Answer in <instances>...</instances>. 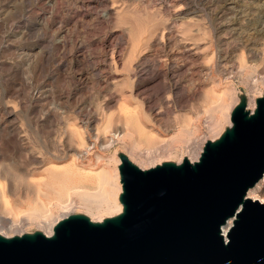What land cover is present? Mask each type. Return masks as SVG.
Returning <instances> with one entry per match:
<instances>
[{
  "label": "rangeland",
  "instance_id": "374dc122",
  "mask_svg": "<svg viewBox=\"0 0 264 264\" xmlns=\"http://www.w3.org/2000/svg\"><path fill=\"white\" fill-rule=\"evenodd\" d=\"M170 32L202 39L206 51L186 59L182 44L170 46ZM263 45L264 0H0L1 215L19 221L43 205L54 221L85 216L79 188L60 194L68 209L54 210L65 178L93 192L103 171L121 183L114 175L121 156L142 170L164 163V155L190 157L230 127L235 106L244 102L251 112L264 98L224 59L234 52L241 60V50ZM170 50L179 56L170 60ZM248 61L264 75V56ZM84 171L87 179L78 181ZM91 209L93 218L110 211ZM25 222L0 232L44 229Z\"/></svg>",
  "mask_w": 264,
  "mask_h": 264
},
{
  "label": "water",
  "instance_id": "95a60500",
  "mask_svg": "<svg viewBox=\"0 0 264 264\" xmlns=\"http://www.w3.org/2000/svg\"><path fill=\"white\" fill-rule=\"evenodd\" d=\"M230 123L194 163L142 170L121 156L119 215L0 235V264H264V203L246 198L264 174V98L235 106Z\"/></svg>",
  "mask_w": 264,
  "mask_h": 264
},
{
  "label": "bare ground",
  "instance_id": "6f19581e",
  "mask_svg": "<svg viewBox=\"0 0 264 264\" xmlns=\"http://www.w3.org/2000/svg\"><path fill=\"white\" fill-rule=\"evenodd\" d=\"M97 2V1H96ZM165 2V1H164ZM111 3V2H110ZM109 3V4H110ZM169 3V2H168ZM113 4V3H112ZM116 4V3H115ZM103 5V4H102ZM108 5V4H107ZM179 6H177V8H178ZM120 8V7H119ZM109 9H111V11L112 12H114L113 10H115L114 8H109ZM169 9V8H168ZM188 9V8H187ZM118 9H116L115 11H117ZM166 10V9H165ZM180 10V9H179ZM119 11V10H118ZM190 13V12H189ZM118 15V14H117ZM183 15V14H182ZM181 15V16H182ZM178 16V15H177ZM170 17V16H169ZM173 17V16H172ZM175 17V16H174ZM176 19V20H175ZM174 20H175V22L174 23H176V22H178V21H180V23H181V26H183V25H195V22L193 21V20H189V19H184V18H178V17H176ZM178 24V23H177ZM172 25V24H171ZM181 26H179V27H181ZM174 28V27H173ZM169 30V29H168ZM199 31V30H198ZM183 32V31H182ZM182 32H181V34H182ZM185 34V33H184ZM180 36H182V35H180ZM184 36V35H183ZM162 38L160 37L159 38V40H161ZM183 40V39H182ZM181 40V38L180 37H178V35H177V33H175V32H170L169 33V35H168V41H169V43L171 44L170 46L173 48V47H176L177 45H179V44H182V51H181V55L182 56H184L186 59H188V60H191V61H196V60H198L199 58H200V56L206 51V47L204 46L205 45V43L206 42H204V41H202V39L200 40V39H192V41H182ZM162 41V40H161ZM156 42V41H155ZM163 42V41H162ZM161 42V43H162ZM245 42V41H244ZM243 42V43H244ZM204 46V47H203ZM264 46V45H263ZM167 48V47H166ZM111 49H113V48H111ZM180 49V48H179ZM178 49V50H179ZM114 50V49H113ZM176 50V49H175ZM181 50V49H180ZM231 51V50H230ZM246 51L248 52L246 55H244L243 53H242V50H241V52H240V55L238 54V56H240V58H241V60H239V57L237 58L239 61H241V62H239L238 63V60L237 61H235L234 60V58H236L234 55H233V53H231V54H229V53H225L224 54V59H228V61H230V73H241V74H243V73H245V75H246V78H247V80H248V83H252L251 85H252V88L254 89V91L258 94V95H261V94H263V92H264V75H261L258 71H257V68H255L254 66H253V64H250L249 63V61H248V59L250 60V58L251 57H258V58H262V56H264V47H261V48H258V47H251V48H246ZM110 52H112V51H110ZM117 52V51H116ZM175 52V51H174ZM173 52V50H170V54H169V59L170 60H174L177 56H179V54H177V53H174ZM229 52V51H228ZM112 54V53H111ZM119 54V53H118ZM236 54V53H235ZM236 54V55H237ZM223 55V54H222ZM251 56V57H250ZM109 57L111 58V55H109ZM167 57V56H166ZM113 58V57H112ZM115 58H117V57H115ZM145 59V58H144ZM165 59V58H164ZM186 59H185V61H186ZM245 59H246V61H245ZM113 60V59H112ZM204 61H205V59H204ZM244 61H245V63H244ZM189 62V61H188ZM197 63V62H196ZM182 64V63H181ZM180 65V64H179ZM229 66V65H228ZM189 67V66H188ZM199 72V71H198ZM201 74H203V72L201 73ZM230 75V74H229ZM236 75V74H235ZM227 76H225V78H226ZM259 83V84H258ZM256 94V95H257ZM221 95H222V93H221ZM259 97V96H258ZM128 108V107H127ZM252 108L254 109L255 108V102H252ZM158 109V108H157ZM156 109V110H157ZM155 110V109H154ZM124 111H126V110H123V112ZM159 111V110H158ZM253 111V110H252ZM251 111V112H252ZM155 114V113H154ZM123 116H124V114H123ZM89 121V120H88ZM138 121V120H137ZM136 121V122H137ZM139 122V121H138ZM126 124V123H125ZM119 126V125H118ZM218 124L217 123H214L213 125H212V127H211V134H213V136L217 133V129H218ZM123 127V126H122ZM125 128L127 127L128 128V125H126V126H124ZM116 130V129H115ZM222 132V131H221ZM224 132V131H223ZM222 132V133H223ZM117 133V132H116ZM222 133H220L219 135L218 134H216V135H218V138L222 135ZM187 136V135H186ZM172 137H174V136H172ZM171 137V138H172ZM170 138V139H171ZM214 138V137H213ZM217 137H216V139H218ZM167 139V138H166ZM187 139V138H186ZM216 139H212V140H210V141H215ZM169 140V139H168ZM174 140V139H173ZM171 142V141H170ZM163 143V142H162ZM164 144H166V143H163V145H161L162 146V148L165 150L166 148L165 147H163L164 146ZM168 144V143H167ZM166 144V145H167ZM185 144H186V142H185ZM161 146H159V148H161ZM168 146V145H167ZM175 147V146H174ZM189 147V146H188ZM162 148H161V150H162ZM192 148V147H191ZM196 148V147H195ZM193 148L192 149V152L190 151V153H191V155H190V157H188V156H185V158L184 159H187L190 163H194V162H196L197 160H198V158H199V156H200V153H201V151H202V149L201 148ZM185 149V147L183 148V150ZM187 149V148H186ZM186 149H185V151H186ZM163 150V151H164ZM167 150V149H166ZM173 150V149H172ZM177 150V149H176ZM182 150V151H183ZM188 151H189V149H188ZM168 152V151H167ZM166 151H165V153H167ZM170 152V151H169ZM176 152V151H175ZM178 152H180V151H178ZM182 153V152H181ZM186 153V152H185ZM169 155V154H168ZM162 156V155H161ZM165 157L163 158L166 162L167 161H170V163H174V164H180L182 161V159H180L179 160V162H171V160L168 158L169 156H166V155H164ZM146 157V156H145ZM146 158H148V157H146ZM151 157L149 156V159H150ZM148 159V160H149ZM131 160V159H130ZM151 161H152V158L150 159ZM147 161V160H146ZM164 161V162H165ZM181 161V162H180ZM117 167L115 168V179L117 180V181H119L120 180V175H119V171H118V166H119V164H120V159H118L117 161ZM148 162V161H147ZM159 162V161H158ZM162 163V162H161ZM160 163V164H161ZM147 164V163H146ZM156 164H157V162H156ZM149 165H150V163L148 164V167H149ZM151 165H152V162H151ZM157 165H159V164H157ZM144 169V168H143ZM87 174H86V172L84 171L83 172V174H77V179H78V181H80V180H84V179H87ZM113 176H111L110 175V173L109 172H105V171H103V174H102V179L100 180V183L98 182V184H99V186H97L98 187V189L96 190V191H93V192H91V191H87L85 188L84 189H82V187H81V189H80V187H78V186H75V184L74 183H70L69 182V180H67L66 178H65V181H63L61 184V186L59 185V187L57 188V190L55 191V193H57V194H55V195H58V197L55 199L56 201L54 202V210H61V209H63V210H66V208L67 207H69V203L68 204H62V200H60V199H62V198H60V197H62V196H60V194L63 192V191H67V190H71V189H78L79 188V192H76V193H79V194H81V200L83 201V204L82 205H84L83 207H84V209H85V211H86V215L85 216H87L89 219H90V221H92V222H94V223H99V222H102L104 219H106V218H110V217H115V216H117V215H119L121 212H122V208H123V205L120 203V201L118 202V197H119V193L122 191V185H121V183H114L113 181H111V178H112ZM101 178V177H100ZM62 180H64V179H62ZM115 180V181H116ZM104 185H107V186H115L116 187V189H117V193L116 194H112L111 193V191L110 190H106L105 189V187H104ZM96 189V188H95ZM78 191V190H77ZM52 192H54V191H52ZM42 193H44V192H42ZM67 193V192H66ZM66 193H64V194H66ZM53 196V195H52ZM64 196V195H63ZM68 196V195H67ZM112 196H113V198H112ZM111 197V198H110ZM246 198H248V199H250V200H252V201H258L259 203H264V174H263V176H262V178L253 186V187H251L248 191H247V193H246ZM40 201V200H39ZM38 201V202H39ZM64 202H65V200H64ZM68 202V201H67ZM40 203V202H39ZM38 203V204H39ZM49 203V202H48ZM51 203V202H50ZM50 203H49V205H50ZM40 204H42V203H40ZM72 204V203H71ZM71 204H70V209H71ZM48 205V204H47ZM34 206V205H33ZM43 205H41V209H42V211H43V209H44V207H42ZM96 208V210H97V208H98V211H99V208H100V210H101V208L102 207H104V210L105 209H107V210H110V211H112V212H110L109 211V213L104 217V218H101V217H98V218H93V216H91V214H89V213H91L90 211L91 210H93V209H91V208ZM32 208V207H31ZM39 208V209H40ZM50 208H51V205H50ZM35 210V209H33V211H26L27 212V214H26V212H24L25 214V217H23V218H21V219H19V221H10L11 220V218H10V215H9V218L10 219H8V216L6 217V216H4V215H6V214H4V215H1L2 213H0V228L1 227H3V228H5V227H7V226H10V228H13V227H17V226H19V225H21V224H23L25 221L26 222H28L27 224L29 225V223H31L32 224V222H36L37 224H38V227L39 226H43V231L42 230H40L39 228V230H37V231H35V232H38V233H42V234H44L45 236H51L52 235V233H53V228H54V226L56 225V223L58 222V221H60V220H57V218H56V220L57 221H54L55 220V218H54V220H52V217H53V213H52V211H49L48 210V213H46V214H44L43 215V213L45 212V210L46 209H44V212H41L40 210ZM68 209V208H67ZM69 209V210H70ZM62 210V211H63ZM103 210V209H102ZM106 210V211H107ZM68 211V210H67ZM105 211V212H106ZM47 212V211H46ZM59 212V211H58ZM64 212V211H63ZM96 212V211H95ZM101 212V211H100ZM104 212V211H103ZM18 213H20V212H18ZM60 213H61V211H60ZM22 214V213H21ZM17 215V214H16ZM64 215V214H63ZM90 215V216H89ZM20 216V215H19ZM22 216V215H21ZM20 216V217H21ZM57 216V215H56ZM60 216V215H59ZM68 216V215H67ZM60 218V217H59ZM51 219V220H50ZM15 220V219H14ZM18 220V219H17ZM26 222H25V224H26ZM231 223H232V219H229L228 220V222H227V224L222 228V234H223V236L225 237V235H226V231H227V229H228V227L231 225ZM34 224V223H33ZM36 225V224H35ZM37 226V225H36ZM20 229V228H19ZM42 229V228H41ZM11 233V232H10ZM15 233H17V232H15ZM13 234V233H12ZM25 234V233H24ZM0 235H2V236H4V237H11V236H8L6 233H3V232H0ZM10 235V234H9ZM17 235H18V233H17Z\"/></svg>",
  "mask_w": 264,
  "mask_h": 264
}]
</instances>
